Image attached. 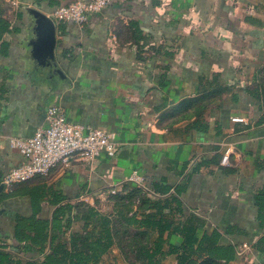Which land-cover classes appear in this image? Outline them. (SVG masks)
I'll use <instances>...</instances> for the list:
<instances>
[{
	"label": "crops",
	"instance_id": "crops-1",
	"mask_svg": "<svg viewBox=\"0 0 264 264\" xmlns=\"http://www.w3.org/2000/svg\"><path fill=\"white\" fill-rule=\"evenodd\" d=\"M12 1L0 0V184L23 159L8 138L32 136L49 104L70 121L113 132L116 151L92 162L74 158L0 193L45 185L64 202L113 214L112 196L139 187L127 216L152 213L174 227L162 233L164 264H179L169 250L184 252L186 226L197 238L189 264H264V0H114L82 26L54 22L51 66L31 56L36 29L27 10L49 16L77 0ZM133 173L141 183L129 180ZM154 183L170 189L156 192ZM46 200L43 219L55 208ZM0 209V229L10 232L17 214H32L27 196L1 199ZM73 216L66 235L84 224ZM118 229L127 231L121 239L137 231L127 223ZM138 232L150 236L149 248L160 233ZM213 233L214 243H199ZM118 240L94 264H137ZM10 245L1 240L0 251L21 258Z\"/></svg>",
	"mask_w": 264,
	"mask_h": 264
},
{
	"label": "trees",
	"instance_id": "trees-1",
	"mask_svg": "<svg viewBox=\"0 0 264 264\" xmlns=\"http://www.w3.org/2000/svg\"><path fill=\"white\" fill-rule=\"evenodd\" d=\"M169 189L170 187L167 185L157 183L153 185V190L159 193L168 192ZM125 190H127V194L112 196L113 214L102 213L93 206L82 202L76 204H71L68 201L64 202L66 197L60 191L47 188L45 185L21 186L0 193V200L27 196L32 209L30 216L22 214L15 216L13 232L0 229V241L3 239L9 241L10 247L23 257V259L21 257L14 260L9 252L0 251V264H94L101 255L108 252L115 237L119 239L122 254L127 258L133 257L135 263L164 264L161 261L163 255L162 243L164 242L162 233L166 229L174 228L172 222H167L165 218H157L156 214L152 213L146 214L144 219H136L135 214L127 216L134 199L140 197L141 188L126 186ZM178 190L180 191V188ZM259 196L261 198V195ZM45 200L50 206L55 207L49 219L38 217ZM149 201V199L146 200L149 206L155 207L156 211H159V202ZM74 210L77 214H81L84 224L81 231H70L66 235L63 229L68 230L71 228ZM112 215L118 218L117 226L112 219ZM195 222L197 227L203 223L200 219H195ZM118 223L120 225L121 223L132 225L137 231L133 235H129L128 238L121 239V237H125L127 231H120ZM143 226L146 227L147 231L152 232L157 229L160 232L153 248H149L145 244L150 236L138 232ZM183 235L184 242L180 248L184 252L180 254L179 249L172 246L169 252L179 253V264H189L187 261L188 251H191L193 244L197 242V238L194 235V229H190L188 226L185 227ZM217 237V234L213 233L211 236H204L199 243L201 244L204 241L214 243ZM132 246L135 247V250H132ZM220 249L219 256L230 259L224 248L220 247ZM205 251L211 256L212 253L214 254L213 251ZM33 254L38 255V257L34 258L31 256Z\"/></svg>",
	"mask_w": 264,
	"mask_h": 264
},
{
	"label": "built area",
	"instance_id": "built-area-1",
	"mask_svg": "<svg viewBox=\"0 0 264 264\" xmlns=\"http://www.w3.org/2000/svg\"><path fill=\"white\" fill-rule=\"evenodd\" d=\"M114 0H77L59 6L49 17L56 23L72 22L82 26L91 14L100 13ZM182 1V0H170ZM14 6L18 5L13 0ZM9 146L16 150L22 161L8 170L2 178L4 187L10 188L39 176H47L59 164H68L74 158L92 162L103 154L112 156L116 151L115 135L103 128L83 126L67 119L64 109L57 104L46 108L45 124L30 137L12 136ZM228 156L222 158L227 162ZM130 181L141 183L142 178L133 173ZM113 193V192H112Z\"/></svg>",
	"mask_w": 264,
	"mask_h": 264
},
{
	"label": "water",
	"instance_id": "water-1",
	"mask_svg": "<svg viewBox=\"0 0 264 264\" xmlns=\"http://www.w3.org/2000/svg\"><path fill=\"white\" fill-rule=\"evenodd\" d=\"M27 12L33 20L36 29V39L31 43V56H33L37 61L41 62V64H47L51 66V61L54 59V49L56 46L55 23L49 16L37 9L30 8L27 10ZM53 66H56V64L53 63ZM54 71L63 76L61 70L55 68ZM3 187V184H0V191L3 189ZM2 212L3 210L0 209V215Z\"/></svg>",
	"mask_w": 264,
	"mask_h": 264
}]
</instances>
